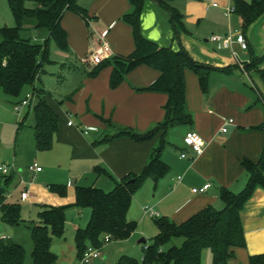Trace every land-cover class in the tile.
Masks as SVG:
<instances>
[{"label": "crops", "instance_id": "0c3cea01", "mask_svg": "<svg viewBox=\"0 0 264 264\" xmlns=\"http://www.w3.org/2000/svg\"><path fill=\"white\" fill-rule=\"evenodd\" d=\"M211 1L215 2L199 4L197 0H174L173 6L184 16L185 29L181 30L178 38L171 25V14L152 0L144 2L139 23L144 39L174 51L183 47L197 63L217 70L209 71L206 94L201 90L198 76L192 70L186 71V98L192 116L190 125L171 128L164 137L159 133L143 141L120 132L128 129L145 135L154 129L164 120L168 97L161 92L146 90L161 75L147 65L122 71L123 79L116 86L112 85L116 60L126 61L136 51L134 29L124 21L125 15L133 10L131 0H78L89 20L85 21L72 12L64 15L62 27L68 34L69 50L64 52L55 43L50 44L52 63L45 66L38 86L49 93L48 104L59 116L58 133L50 150L63 162L59 167L66 166L68 161L76 162L75 167L71 165L59 171L60 175L53 183L66 186L70 203L75 201L73 195L77 187L93 186L111 192L123 178L140 174L162 139V159L169 166V171L158 182L148 179L155 182V191H160L158 199L154 194L151 203L141 206L145 216L156 218L145 213L144 208L150 207L158 217L181 224L206 208L222 209L221 189L236 194L244 190L249 175L242 161L257 162L264 150V13L245 30L238 13L226 15L227 9L233 7L231 0ZM245 1L250 3L254 0ZM105 32L110 53L102 65H95L89 57L99 48ZM239 32L248 42L246 51L237 44L232 49H219L211 41L214 35ZM233 52L237 53V58ZM237 60L243 63L244 69ZM246 66L250 68L246 69ZM29 93L32 91L25 88L24 96ZM71 116L76 117L77 125L68 124ZM229 119L234 123L227 126V132H223ZM89 127L97 130L84 133ZM190 131L200 135L205 143L200 156H195L184 144L183 139ZM182 153H187L188 158H181ZM44 173L43 168L41 172H29V179L24 180L15 169L12 170L10 175L14 179L8 189L7 201L14 192L12 187L23 185L22 194H29L25 202L32 203L35 196L31 193L32 182L29 180ZM178 176L182 177L180 183L177 182ZM207 183L211 188L206 193L192 192L193 188H201ZM38 187L33 185L32 190ZM140 191L133 198L145 201L146 193ZM60 200L48 203L61 205ZM136 206L140 207L139 202L128 210L130 222L138 220ZM85 213L88 214L87 223L84 226L75 224L74 237L78 229L87 226L91 210L74 207L67 210L66 224L70 217ZM241 221L246 247L235 248L228 264H250L251 256L264 254L263 188L254 191L241 213ZM136 235L137 232L127 240L108 243L122 246L132 243ZM62 238L52 239L51 252L57 256L55 264H83L76 245L72 248ZM143 239L138 243H150L147 239L143 243ZM55 242L67 244L69 256L62 254L66 246L60 251L53 247ZM145 247H142L140 258L136 259H141ZM101 254L103 257L102 251ZM124 256L128 255L121 258ZM98 259L88 264H94ZM30 260L33 264L32 258ZM212 260V253L206 255V262Z\"/></svg>", "mask_w": 264, "mask_h": 264}, {"label": "trees", "instance_id": "16d2710c", "mask_svg": "<svg viewBox=\"0 0 264 264\" xmlns=\"http://www.w3.org/2000/svg\"><path fill=\"white\" fill-rule=\"evenodd\" d=\"M27 1L35 2L36 7L28 8ZM145 1L131 0L133 10L125 15L124 21L134 29L136 51L126 61L116 60L112 76V85L116 86L123 79L122 71L128 72L140 65L150 66L161 74L146 90L167 95L164 120L145 135L128 129L120 132L139 141L159 133L164 137L171 128L190 125L192 116L186 98V71L192 70L198 76L201 90L206 94L209 71L217 70L197 63L183 47L174 51L144 39L139 23ZM152 1L171 14V25L178 38L181 30L185 29L184 16L173 6L174 0ZM231 1L234 12L243 19L245 30L264 13V0L250 3L245 0ZM9 6L17 25L0 27V89L7 96L20 100L25 88H31L36 146L40 151H48L58 133L59 116L48 104L49 93L38 83L45 66L52 63L50 44L55 43L64 52L69 50L68 34L62 27L64 15L72 12L85 21L89 20L88 15L78 0H9ZM29 31L40 34L23 37L22 34ZM249 68L246 66V69ZM163 145L164 139L140 174L123 178L111 192L93 186L76 188V201L72 206L91 210L87 226L78 229L75 235L79 259L90 246L101 249L108 235H111V240L124 241L135 232L136 223L127 219L134 195L146 180L158 182L169 171V166L162 159ZM242 166L249 175L246 187L237 194L221 189L222 209L206 208L181 224L166 217H156L158 233L145 245L141 259L124 256L116 264H202L205 250L211 251L214 264H228L235 248L246 247L241 213L254 191L259 187L264 189V150L257 162L244 159ZM13 179V175L0 173L1 218L9 226L24 224L29 228L34 244L31 253L33 264H55L57 256L51 252L52 239L64 236L66 213L71 206H44L37 220L27 222L22 219L21 205L7 201ZM50 188L61 194L67 192L63 185H52ZM176 240H182L180 246ZM0 264H28L26 249L13 240L0 239ZM250 264H264V254L251 256Z\"/></svg>", "mask_w": 264, "mask_h": 264}, {"label": "rangeland", "instance_id": "374dc122", "mask_svg": "<svg viewBox=\"0 0 264 264\" xmlns=\"http://www.w3.org/2000/svg\"><path fill=\"white\" fill-rule=\"evenodd\" d=\"M210 1L211 0H197L196 3L200 4L201 2H206V4H208L215 2V1L210 2ZM26 6L28 8H35L36 3L33 1H27ZM16 25L17 22L10 9L9 0H0V26L15 27ZM38 34L40 33L29 31V32H24L22 35L23 37H29V36L35 37ZM190 56L192 57L191 54ZM28 89L31 90L29 87ZM31 94L32 93H29V95L23 96L20 100H16L7 96L0 89V166L9 165L10 167H13L15 171L18 172L20 176L24 178V180L26 178L29 179L28 167L32 162H37L41 166V168L45 170V173L42 176L39 175L35 177L33 180H31V178L29 180L32 182V185L30 187L31 193L35 196V200L32 203L29 201L25 202V200L21 197L22 192L24 191L23 185H20L16 188L12 187L14 192L12 196L9 198V203H15L21 205L22 219L27 222L37 220L38 211L42 209V206L40 205H48L52 207H67L71 204L72 205L75 204L76 201L75 194L73 195L75 201L70 203L68 201V196H70L68 191L66 192V194H61L60 192L52 190L50 188L52 185H56L53 183H55V181L59 177L58 176L60 175L59 171L65 168L68 169L69 167H71V165H73L72 167H75L76 162L71 163L70 161H68L66 166L63 165V167H59L60 163L63 164L59 156L57 155L54 156L51 150L40 151L37 148L35 141V130H34L35 116L33 113V106L31 108L27 106L23 107L20 113L15 111V107L17 105H20L22 101L25 100L28 96H31ZM33 104H34V100H33ZM29 111L30 114L28 116ZM68 122H72V124H76V125L78 123L75 116H71ZM11 184H13V181L11 182ZM33 185L43 187L44 190L40 187L34 188V190H32ZM139 190H141L140 193H146L145 197L147 198L144 199L145 201H140V200L138 201V199L133 198L131 204L132 206L135 205V202H139L140 205V207L138 208L136 206L138 220L135 219L133 221L136 223L135 232H137V235L135 236V239H133L132 243H127L122 246L120 244H116L115 242L112 243L106 242L105 244H103L101 248V251L104 254L103 257H100V259H98L94 264H112L117 260H119L121 256L125 254H127L129 257L140 258V255L143 250L142 247H144L145 244H139L138 241L142 238H145L147 239L148 242H151V240L158 233V229L155 223L156 218L145 216L144 212L141 209V206L147 203H151V198L154 194L157 195V199H158V192L160 190L155 191V182L152 180H148V181L146 180ZM56 199L57 200L61 199L60 202H62V204L53 205L51 203H48ZM72 207L73 206H71L70 208ZM86 213L82 214L79 217H73V218L70 217V219L66 224V228L62 240L66 241V243L71 245V247L73 246L72 248H74L75 247L74 245H76L75 237L73 235L74 226L75 224L82 226L86 225L88 218V214ZM4 238L22 244L27 251L28 264H31L30 257L34 248V244L31 238L30 230L26 225L22 224L19 227H12L7 225L0 218V239H4ZM111 241H115V239L112 238ZM175 242L180 246L182 240H176ZM67 244L65 245L66 251H62L63 252L62 254L69 256V253L67 251L69 248H67ZM65 246L60 242H55L53 247L61 251L62 249H65ZM208 254L211 255L210 250H205L203 252L202 264H214L213 260L212 262L209 261V263L206 262V255ZM105 256H108V258L105 259Z\"/></svg>", "mask_w": 264, "mask_h": 264}, {"label": "built area", "instance_id": "2783aa9c", "mask_svg": "<svg viewBox=\"0 0 264 264\" xmlns=\"http://www.w3.org/2000/svg\"><path fill=\"white\" fill-rule=\"evenodd\" d=\"M215 6H216V4H215ZM232 13H234V8L233 7L228 8L226 15L229 16ZM105 36H106V32L104 34H102V36H101V44H100L99 48L90 54L89 60L95 65L102 64L104 62L105 58L110 53V47H109L107 41L105 40ZM211 41H212V43H215L219 49H230V48L232 49L233 46L235 44H237L241 47L242 50H244V51L248 50V42L246 40L245 35L241 32L236 33V34H228L226 36H215L214 35L211 37ZM233 55L237 58L236 52H233ZM237 61L239 63V66L242 69H244L243 63L240 60H237ZM32 105H33V97L31 95V96H28L25 100H23L20 105H17L15 107V111L20 113L22 111L23 107H25V106L31 107ZM233 123H234V120L229 119L226 122V126L222 129V131L227 132L228 131L227 126L230 124H233ZM69 125H72V122H69ZM96 130H97L96 128L89 127V128L85 129L84 133L88 134L90 131H96ZM183 141H184L185 146L190 151H192L195 156H200L204 152L205 143H204L202 137L200 135H198L197 133L192 132V131L186 133ZM181 158H188V154L182 153ZM12 170H14V168L10 167L9 165L0 166V173L2 175H10ZM28 170H29V172L34 173V172H41L42 168L36 162H33L31 165H29ZM181 181H182V177L178 176L177 182L180 183ZM210 188H211V184L207 183L206 185H204L201 188H193L192 192L194 194H204ZM28 197H29V194L27 192L22 194V198L24 200L28 199ZM144 211L146 214H149L153 217H158V213L152 211V209L150 207H145ZM105 240H106V242L111 241V235H108ZM100 257H102L100 249L90 246V247H88V249L85 252V254L83 255V257L80 259V261L83 264H88V263H91Z\"/></svg>", "mask_w": 264, "mask_h": 264}, {"label": "water", "instance_id": "95a60500", "mask_svg": "<svg viewBox=\"0 0 264 264\" xmlns=\"http://www.w3.org/2000/svg\"><path fill=\"white\" fill-rule=\"evenodd\" d=\"M142 242L145 243V239H143Z\"/></svg>", "mask_w": 264, "mask_h": 264}]
</instances>
